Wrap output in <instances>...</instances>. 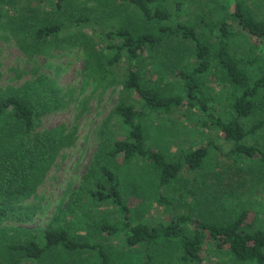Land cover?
<instances>
[{"label": "trees", "instance_id": "1", "mask_svg": "<svg viewBox=\"0 0 264 264\" xmlns=\"http://www.w3.org/2000/svg\"><path fill=\"white\" fill-rule=\"evenodd\" d=\"M114 1L126 4L153 25L160 23L158 29L139 32L123 23L98 31L88 15L71 13L68 0L50 2V10H46V0H28L27 6L21 0H0V20L9 17L10 8L19 6L24 30L39 44L88 27L99 50L98 66L123 72L122 96L113 112L121 132L109 123L103 127L83 181L61 212L78 217L85 234L81 229L51 225L31 231L27 240L10 249L38 264H49V257L60 252L92 253L90 264H114L103 241L119 236L122 247L130 252L123 264H151L161 253H169L168 264H264V227L247 220V209L219 220L191 213L195 191L184 187L185 173L203 168L208 146L183 149L170 157L147 145L144 127L150 114L163 117L184 107L198 111L205 117L202 127L215 128L232 145L230 152L237 162L257 161L264 169V150L248 143L264 130V17L257 8V1L264 0H223L221 7L227 15L198 14L193 22L184 16L187 4L196 0ZM175 42L186 52L183 63L162 64L166 74L179 82L182 93L168 94L153 59ZM213 82L221 94H227V106L219 114L212 108L216 100L210 93ZM55 106L54 89L43 76L16 91L0 93V223L30 219L20 202L35 193L65 144L61 128L38 130ZM134 158L146 161L156 173L160 203L176 214L170 220L134 221L113 169L115 162ZM181 203L189 207L187 213H175ZM103 211L108 215L116 211L118 216L114 221L104 220ZM216 254L219 261H211Z\"/></svg>", "mask_w": 264, "mask_h": 264}, {"label": "rangeland", "instance_id": "2", "mask_svg": "<svg viewBox=\"0 0 264 264\" xmlns=\"http://www.w3.org/2000/svg\"><path fill=\"white\" fill-rule=\"evenodd\" d=\"M30 1L35 3L37 0ZM54 1L46 0V10H50L49 4ZM27 2L21 0L24 6L28 5ZM222 3L223 0H196L187 4L184 20L193 22L198 14L209 15V12L216 18L227 15ZM67 5L75 16L88 15L90 24L98 31L123 23L139 32L156 31L160 25L145 21L126 4L114 0H68ZM257 8L259 15L264 17V1H257ZM7 15V19L0 20V93L16 91L37 76L45 77L54 89L56 106L42 118L38 130L61 128L65 138L63 148L35 193L20 202L30 214L29 221L0 223V264H38L21 259L10 245L27 240L31 231H42L51 225L70 227L74 231L81 229L85 234L78 217L73 219L61 212L83 181L98 150L103 127L109 123L110 128L121 132L113 112L122 96L123 72H108L98 66L96 52L99 50L88 27L63 32L39 44L24 30L25 17L19 6L10 8ZM185 56L184 48L176 42L173 47H163L154 54L155 66L164 77L160 84L166 85L168 94L182 93V88L177 87L179 82L176 79L166 74L162 62L182 64ZM212 85L214 89H210V93L216 97L212 108L219 114L227 106V94H221L214 82ZM204 121L200 112L185 107L163 117L150 114L144 121L147 145L170 157H176L183 149L188 151L207 145L209 155L203 168L185 173L187 182L184 187L195 191L190 198L191 213L219 220L226 218L228 213L234 215L245 208L249 215L247 220L264 227V169L257 166V161L246 165L237 162L230 152L232 145L225 142L215 128L204 129L200 124ZM248 143L264 150V130L255 138H249ZM113 169L120 178L123 199L135 222L155 223L176 215L161 205L158 177L146 161L140 158L128 162L120 160L115 162ZM189 210L181 203L175 213ZM106 212L101 215L102 219H116V211L109 215ZM120 238L103 241L114 264H123L130 253L122 247ZM219 257L218 254L211 255V261L217 262ZM49 259V264H90L94 258L92 253L60 252ZM168 259L169 253H161L151 264H168Z\"/></svg>", "mask_w": 264, "mask_h": 264}]
</instances>
